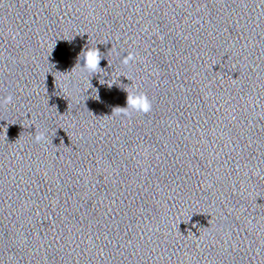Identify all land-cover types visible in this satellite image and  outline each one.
Instances as JSON below:
<instances>
[{
	"label": "clouds",
	"instance_id": "9594fccd",
	"mask_svg": "<svg viewBox=\"0 0 264 264\" xmlns=\"http://www.w3.org/2000/svg\"><path fill=\"white\" fill-rule=\"evenodd\" d=\"M99 48H88L82 50L83 58H84V63H83V68L86 69L88 72L92 73L93 75L102 71L100 67V61L103 59L101 57ZM135 56L132 53H129L126 57L123 58L122 63L127 65L129 62H134L135 61ZM77 61H79V57H77ZM102 83V82H101ZM97 90V99L99 101V95H98V89ZM12 102V96L8 95L3 98V103H11ZM127 107L120 108L117 107L115 110L117 112L123 113L125 115H128V109H132L135 111L143 112V113H148L152 109V104L151 101L148 99L147 95L144 93H137L133 94L130 93L128 96V102H127ZM42 140H46V136L44 133H38L35 136V141L40 142Z\"/></svg>",
	"mask_w": 264,
	"mask_h": 264
}]
</instances>
